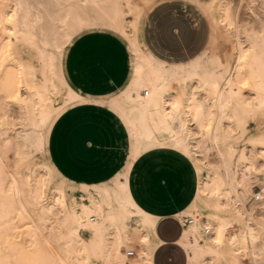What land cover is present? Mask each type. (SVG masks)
Here are the masks:
<instances>
[{"label": "bare ground", "instance_id": "6f19581e", "mask_svg": "<svg viewBox=\"0 0 264 264\" xmlns=\"http://www.w3.org/2000/svg\"><path fill=\"white\" fill-rule=\"evenodd\" d=\"M150 1L0 0V64L22 113L18 122L8 116L0 124V138H10L24 155L41 156L36 166L22 164L30 182L21 168L0 167V264H153L164 216L143 206L130 184L136 160L151 151L180 155L194 173L192 193L172 216L182 225L178 244L187 264H264L257 231L264 228V180L254 175L264 169V157L226 125L233 118L228 111L253 114L264 103V0H214L216 37L187 67L158 60L141 46L138 20ZM111 30L130 54L132 74L118 106L134 156L112 180L82 182L75 202L76 191L42 157L44 132L58 111L54 98L73 94L63 74L65 47L80 34ZM221 38L230 49L222 51ZM23 48L34 62H21ZM45 56L54 62V93L47 79H38ZM11 68L20 71L17 82Z\"/></svg>", "mask_w": 264, "mask_h": 264}, {"label": "rangeland", "instance_id": "374dc122", "mask_svg": "<svg viewBox=\"0 0 264 264\" xmlns=\"http://www.w3.org/2000/svg\"><path fill=\"white\" fill-rule=\"evenodd\" d=\"M196 1L200 3L201 7L190 0H152L144 13L156 2L158 3L150 9L144 19L140 16L141 40L145 49L158 60L175 67H187L210 49L217 31V25L211 13L214 0ZM84 36H89L90 53L86 55V72L90 82L94 81V71L96 72L98 68H101L100 70L103 72V80H109L108 83L113 80V83L109 84L108 90H113L114 86L121 85L128 70L131 77L130 54L117 30L96 34L83 33L75 39L74 43ZM220 42L222 51L226 48L230 49L224 38H221ZM69 48L70 44L65 47L62 66L64 78L71 85L68 77L70 76L76 83V76L74 72L70 74V71L68 72ZM100 50L101 53L98 52ZM28 51L23 48L19 54L21 62L27 65L34 62L33 54ZM41 65L38 79L43 81L47 79V86L54 93L52 87L54 78L51 75V71L54 69L53 58L51 56L43 57ZM11 69L9 70L14 73L17 82L20 79V71ZM3 70L5 69L0 64V124L8 116L13 122H18L22 113L20 114V109L11 99L16 89L8 87L10 81L5 73L6 70ZM127 82L113 97L95 101L97 110L93 104L82 101L81 95L75 91L72 85L73 94L65 96L62 101L58 97L54 98L53 104L58 111L44 132L42 157L47 166L67 186L76 191L73 197L75 202L79 201L77 194L83 189L82 182L88 184L108 182L125 172L126 167L133 160L135 149L132 135L118 106L121 91L126 88ZM103 91L105 92V90ZM86 93L90 97L98 98L101 89H92ZM77 104L79 107L73 109ZM63 113L66 114L60 118ZM227 113L232 114L233 118L230 120L231 125L228 123L226 125L233 126L236 133H241L242 138L247 142L246 145L264 157V144L262 143V139H264V103H260L259 109L253 114L231 113V111ZM114 120L116 121L114 122ZM0 140V156H2L0 167L8 172L21 168L24 177L28 174L24 179L30 182V171L27 168H22V164L29 163L31 166H36L41 156L33 154L32 151L24 155V151L14 150L11 148L12 141L7 136L1 137ZM262 156L258 159L262 160ZM246 164L244 163V166L248 169ZM40 175L35 180L37 183L41 180L42 175ZM254 175L257 181H263L264 169L256 170ZM131 181L139 192V199L143 206L148 209L164 211L166 217H172L174 215L172 213L183 208L186 198L192 193L194 173L180 155L167 151H151L142 154L136 160L131 172ZM36 182L33 191L37 190L36 193H38L40 190ZM251 191L257 192L258 186L252 184ZM89 217L97 220L94 215ZM167 221V223L176 225L178 232L180 231L176 221L170 218ZM257 231L264 241V228L257 226ZM81 237L86 239L83 233H81ZM129 251L135 253L133 249H129ZM173 251L177 253L174 264H178V255H181V251L177 247L173 248Z\"/></svg>", "mask_w": 264, "mask_h": 264}, {"label": "crops", "instance_id": "0c3cea01", "mask_svg": "<svg viewBox=\"0 0 264 264\" xmlns=\"http://www.w3.org/2000/svg\"><path fill=\"white\" fill-rule=\"evenodd\" d=\"M160 1H162V0H160ZM190 1L197 3L201 7L200 3H198L196 0H190ZM158 2H156V3H158ZM151 3H152V0L147 4V6L141 12L140 16L143 17V19H144L145 15L150 11V9L156 4L155 3L147 12L144 13V11L150 6ZM142 14H143V16H142ZM141 17H139V20H138L139 22H138V27H137V38H138L141 46L143 47V49L145 51H147L145 49L146 47H145V45H144V43L140 37V31H141V27H142V24L140 23ZM142 22H143V20H142ZM92 33H95V32H92ZM96 33H100V32H96ZM89 34H91V33H89ZM88 38H89V36H84V37L80 38L79 40H77L75 43H74L75 40H73L72 44L70 45V48H69L70 52L68 51L70 53L68 56V72L70 71L69 74L71 72L75 73L76 83L73 81L72 78H70L69 75H68L69 76L68 80H69L70 84L72 85V87L75 89V91L81 95L82 101H86L87 103L93 104L97 110V107L95 105V101L102 100V99H109V98L113 97L115 94H117L119 89L122 86H124L126 84V82L128 81V79L130 77V71L127 68L128 71H127L124 82L119 86H114L113 90H108L109 84L113 83V80H111L110 83H108L109 80H107V79L103 80L104 77H103V72L100 70L101 68L96 69V72L94 71V75H95L94 81L90 82L88 74L86 72V69H87L86 55L88 53H90L89 39ZM98 52L101 53V50ZM92 89H101V94L98 98L90 97L86 93V91H89ZM103 90H105V92ZM78 107L79 106L77 104V106H75L73 109L78 108ZM65 114L66 113H63L60 118H62ZM60 118H59V120H60ZM115 121L116 120H114V122ZM130 184H131L132 192H133L135 198L139 199V192L135 189V186L132 184L131 176H130ZM148 210L153 214L164 216V218L161 219L156 226V235H157V238L162 242V245L158 249H156V251L153 255V264H174L175 255L177 254L176 252L173 251V248H175V247L179 248L181 251V255H178L179 256L178 264H187V262H188L187 256H186L185 252L183 251V249L178 244V240L180 239L181 233H182V225L177 220H175L174 218H172L170 216L166 217V213L164 211H159V210H155V209H148ZM175 213H172V214H175ZM169 218L173 219L174 221H176L180 225V231L179 232H178L176 225L167 223L168 222L167 220H169Z\"/></svg>", "mask_w": 264, "mask_h": 264}, {"label": "built area", "instance_id": "2783aa9c", "mask_svg": "<svg viewBox=\"0 0 264 264\" xmlns=\"http://www.w3.org/2000/svg\"><path fill=\"white\" fill-rule=\"evenodd\" d=\"M146 95V92L145 91H142L141 92V96L144 97ZM180 227V225H179ZM127 257H131L133 256V252L132 251H129L127 254H126Z\"/></svg>", "mask_w": 264, "mask_h": 264}]
</instances>
